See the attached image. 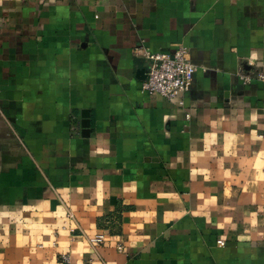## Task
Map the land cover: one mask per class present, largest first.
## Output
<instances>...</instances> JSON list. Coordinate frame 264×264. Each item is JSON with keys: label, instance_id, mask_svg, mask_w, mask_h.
<instances>
[{"label": "crops", "instance_id": "0c3cea01", "mask_svg": "<svg viewBox=\"0 0 264 264\" xmlns=\"http://www.w3.org/2000/svg\"><path fill=\"white\" fill-rule=\"evenodd\" d=\"M260 74L264 0H0V264H264Z\"/></svg>", "mask_w": 264, "mask_h": 264}, {"label": "built area", "instance_id": "2783aa9c", "mask_svg": "<svg viewBox=\"0 0 264 264\" xmlns=\"http://www.w3.org/2000/svg\"><path fill=\"white\" fill-rule=\"evenodd\" d=\"M145 56L150 60L146 78L142 81L141 92L153 95L158 94L171 100H177L180 106L185 105L184 96L191 89L196 65L192 62L188 47L181 44L174 52H150L147 51ZM259 78L264 79V74ZM245 82L252 79L249 75H244ZM186 116L189 118L190 114ZM105 240L104 234H98L93 241L102 243ZM218 243L223 245L224 242L219 240ZM62 264H75L71 260L69 253H63L60 256ZM85 264H101L94 260H89Z\"/></svg>", "mask_w": 264, "mask_h": 264}, {"label": "water", "instance_id": "95a60500", "mask_svg": "<svg viewBox=\"0 0 264 264\" xmlns=\"http://www.w3.org/2000/svg\"><path fill=\"white\" fill-rule=\"evenodd\" d=\"M146 76V75H145ZM146 77H144L145 79ZM88 116L89 113L87 110L83 111L82 117H83V121H82V127H83V134L87 135L89 134V121H88ZM87 118V119H86Z\"/></svg>", "mask_w": 264, "mask_h": 264}]
</instances>
